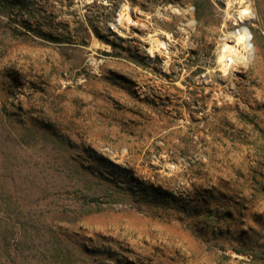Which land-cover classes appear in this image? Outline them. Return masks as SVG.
Instances as JSON below:
<instances>
[{
    "label": "rangeland",
    "instance_id": "1",
    "mask_svg": "<svg viewBox=\"0 0 264 264\" xmlns=\"http://www.w3.org/2000/svg\"><path fill=\"white\" fill-rule=\"evenodd\" d=\"M246 2L236 22L225 0H0V264H264ZM241 25L253 52L225 68Z\"/></svg>",
    "mask_w": 264,
    "mask_h": 264
},
{
    "label": "bare ground",
    "instance_id": "2",
    "mask_svg": "<svg viewBox=\"0 0 264 264\" xmlns=\"http://www.w3.org/2000/svg\"><path fill=\"white\" fill-rule=\"evenodd\" d=\"M225 4L226 9L232 11L231 15L234 17L236 22L249 20L253 17L252 9L246 0H225ZM233 35L234 44L223 42L219 49L218 60L225 68H231L236 62H245L246 55L243 53V49L240 47V44L247 46L249 55L253 52V45L249 40L250 32L246 26L241 25L237 27L236 30L233 31ZM159 36L160 35L158 34V38ZM158 38L154 36L151 39L153 42H156L155 44L157 45L160 43L162 45H166V42L163 41L164 39L160 40ZM154 47H156V45L149 48L150 53L153 52L152 49Z\"/></svg>",
    "mask_w": 264,
    "mask_h": 264
},
{
    "label": "trees",
    "instance_id": "3",
    "mask_svg": "<svg viewBox=\"0 0 264 264\" xmlns=\"http://www.w3.org/2000/svg\"><path fill=\"white\" fill-rule=\"evenodd\" d=\"M8 5H13L16 4V1H23V0H4ZM140 184L144 185L145 182L141 181L139 182ZM139 186V185H138ZM147 186H142V187H138L141 192H144L145 194H147ZM149 189H152V191H154L156 194H158L160 196V198L164 199L167 202H176L177 198H175V196L170 193L167 192L166 190L163 189H159V190H155L154 188H152V186H149ZM211 197L213 198V195L211 194ZM205 213L207 214H213L215 215L216 219H223L225 218V216H231V211L229 209H225V210H220L218 211V206L216 207H209V206H204L203 208H201Z\"/></svg>",
    "mask_w": 264,
    "mask_h": 264
},
{
    "label": "crops",
    "instance_id": "4",
    "mask_svg": "<svg viewBox=\"0 0 264 264\" xmlns=\"http://www.w3.org/2000/svg\"><path fill=\"white\" fill-rule=\"evenodd\" d=\"M257 17H258V22L256 24V38H257V42L255 43V48L258 50L261 46V38H264V13L263 12H259L257 13ZM258 180V177H255ZM264 184V183H263ZM264 188V185H263ZM264 190V189H263Z\"/></svg>",
    "mask_w": 264,
    "mask_h": 264
}]
</instances>
